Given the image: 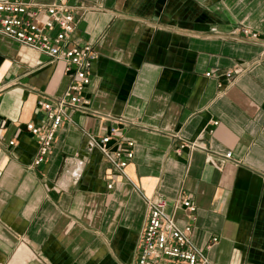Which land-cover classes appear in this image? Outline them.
I'll return each mask as SVG.
<instances>
[{
    "label": "crops",
    "instance_id": "0c3cea01",
    "mask_svg": "<svg viewBox=\"0 0 264 264\" xmlns=\"http://www.w3.org/2000/svg\"><path fill=\"white\" fill-rule=\"evenodd\" d=\"M70 2L91 6L71 34L96 52L87 103L38 164L26 124L64 93L66 63L0 34V264H132L145 197L208 264H264V0ZM113 125L110 148L133 142L124 174L88 142Z\"/></svg>",
    "mask_w": 264,
    "mask_h": 264
},
{
    "label": "built area",
    "instance_id": "2783aa9c",
    "mask_svg": "<svg viewBox=\"0 0 264 264\" xmlns=\"http://www.w3.org/2000/svg\"><path fill=\"white\" fill-rule=\"evenodd\" d=\"M90 7L70 0H51L47 3L0 0V34L53 59L64 60L70 77L61 96L37 100L43 114L42 122L26 124L28 131L38 141L33 164L46 158L54 134L66 117L65 108H82L87 103L84 91L90 82V68L96 52L87 42L73 43L71 34L78 19L75 12H85ZM241 31L246 36L256 38V34L246 28ZM231 74V71H227L225 76L230 78ZM117 129L113 125L102 136L88 135V142L101 152L114 170L124 174V168L133 156V142L122 140L120 143L124 147L110 148L109 141L117 137ZM13 142L11 140L9 144ZM230 156V151L225 153L226 158ZM145 201L148 213L138 237L132 264H208L205 249L191 241V226L177 225L172 215L165 211L166 202L163 198L145 197ZM181 203L190 213L194 211L195 206L188 199H182ZM216 239L212 237L211 241Z\"/></svg>",
    "mask_w": 264,
    "mask_h": 264
}]
</instances>
